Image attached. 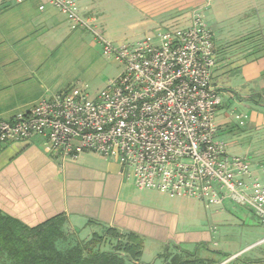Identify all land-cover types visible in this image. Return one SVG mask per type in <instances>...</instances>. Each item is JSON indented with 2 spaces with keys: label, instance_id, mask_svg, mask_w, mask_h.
Masks as SVG:
<instances>
[{
  "label": "crops",
  "instance_id": "crops-1",
  "mask_svg": "<svg viewBox=\"0 0 264 264\" xmlns=\"http://www.w3.org/2000/svg\"><path fill=\"white\" fill-rule=\"evenodd\" d=\"M74 1L87 28L74 27L48 0H0V120H10L42 100L74 91V77L69 75L72 67L79 69L84 58L95 56L93 46L100 48L99 38L111 44L122 40L118 35L125 30H119L115 15L127 6L142 13L138 23L135 20L128 28L149 33L164 28L170 19L188 24L192 13L200 11L213 35L211 83L221 95V105L225 99L226 108L245 107L251 100L255 117L250 126L264 128V112L256 102L264 100V0ZM220 108L215 117L217 136L230 127L225 120L217 122ZM146 194L121 174L115 161L96 154L61 159L47 153L39 138L0 143L2 217L29 228L61 218L63 232L77 241L107 231L135 234L143 241L140 264H155L151 260L155 256L163 264L161 256L166 251L189 252L209 240L217 241L213 235L219 234L218 226L211 223L205 228L197 226L193 233H178L176 212L153 204ZM215 208L216 214H222L230 205Z\"/></svg>",
  "mask_w": 264,
  "mask_h": 264
},
{
  "label": "built area",
  "instance_id": "built-area-1",
  "mask_svg": "<svg viewBox=\"0 0 264 264\" xmlns=\"http://www.w3.org/2000/svg\"><path fill=\"white\" fill-rule=\"evenodd\" d=\"M48 3L74 27H88L74 0ZM99 42L122 65L120 76L93 100L74 90L0 120V143L39 138L61 159L93 153L115 161L139 190L218 208L234 204L264 222V178L217 139L221 95L211 83L215 49L202 13L135 42Z\"/></svg>",
  "mask_w": 264,
  "mask_h": 264
},
{
  "label": "rangeland",
  "instance_id": "rangeland-1",
  "mask_svg": "<svg viewBox=\"0 0 264 264\" xmlns=\"http://www.w3.org/2000/svg\"><path fill=\"white\" fill-rule=\"evenodd\" d=\"M125 7L126 9L119 12V15H115L119 17L117 21L119 22L120 20V22L117 23L119 30L122 27L125 30L118 35V37L123 38L121 41L113 42V45H119L121 42V44L135 42L142 39L146 34H149V31H142L143 29L141 28H128L130 24L134 25L135 20L136 23H138V18L142 16V13L127 8V6ZM154 9L159 11L160 7L156 5ZM116 11L117 9L113 10V12ZM168 21L170 23L167 25L165 24L164 28L175 24H179V26H186L189 24H185V22H171L172 19ZM102 36L107 39L106 34L103 33ZM93 50L96 53L95 56L89 59L84 58L83 63L80 64L81 69L73 66L69 74L74 77L71 81V86L77 91L81 88H85L83 92L86 93L91 100L95 99L99 93L106 89L109 81L116 80L123 70L122 65L114 59V57H107L103 54L101 43L100 48H96L94 44ZM96 63H98V65ZM76 76H79V79L76 78ZM75 79L78 80V83H76ZM250 102L251 100L247 101L245 107L233 105L231 108H226L224 106L225 99H223L221 108L219 109V111L222 110V112L218 113L219 121H216L221 122L220 120H225L229 123L230 127L226 132L219 134L217 138L226 145L229 156L247 159L250 163L252 173L255 176L264 178V128H260L259 125L256 127L250 126V122H253V118L255 117L252 113L254 104ZM256 102L261 104L263 110L258 109L264 112V100L257 99ZM224 113L227 114V117H224ZM145 191L147 197L153 200V204L159 205L163 209L176 212L179 216L177 232H180L182 235L196 232L198 230L196 229L197 226L205 228V225L209 223L217 225L219 230L218 237L213 235L214 239L216 238L217 241L214 242L209 240L207 244L209 245V250L222 251L224 254L229 253L228 258L223 261L235 256V258L229 261L230 263L250 264L248 261L249 258L252 257L253 259L260 260L261 263L258 264H264V222L247 208L231 204L227 212L216 214L215 211L217 208L214 206H206L203 202L189 199H174L156 191ZM219 235L221 238H219ZM70 241L65 242V245L60 246V248L63 247L66 249L72 246L73 242L68 243ZM119 244L120 246L124 245L123 241L118 242L116 239L105 238L101 240L99 246L95 247V251H117ZM153 245L157 246V244ZM189 252H194V250ZM198 254L203 258H208L212 255L204 251V249H201ZM155 258L156 256L151 260L154 259L155 264H161V262ZM215 260L221 261L222 258L218 257ZM256 260L254 261L256 262Z\"/></svg>",
  "mask_w": 264,
  "mask_h": 264
},
{
  "label": "trees",
  "instance_id": "trees-1",
  "mask_svg": "<svg viewBox=\"0 0 264 264\" xmlns=\"http://www.w3.org/2000/svg\"><path fill=\"white\" fill-rule=\"evenodd\" d=\"M63 223V219L54 218L29 228L0 215V264H140L143 241L137 235L129 233L120 236L114 231H107L105 235H93L88 241L77 242L63 232ZM105 238L123 241L124 245L119 244L117 251L113 252L95 251V247ZM67 241L74 244L66 249L60 248ZM201 245L194 252L177 249L176 253L171 254L166 251L161 256L163 264H219L216 258L224 260L229 256V253L209 250L207 243ZM201 249L212 255L200 257L198 253ZM250 258V264L261 263Z\"/></svg>",
  "mask_w": 264,
  "mask_h": 264
},
{
  "label": "water",
  "instance_id": "water-1",
  "mask_svg": "<svg viewBox=\"0 0 264 264\" xmlns=\"http://www.w3.org/2000/svg\"><path fill=\"white\" fill-rule=\"evenodd\" d=\"M233 258H235V256H233L232 258L228 259L225 263H227L228 261H230V260L233 259ZM225 263H224V264H225Z\"/></svg>",
  "mask_w": 264,
  "mask_h": 264
}]
</instances>
